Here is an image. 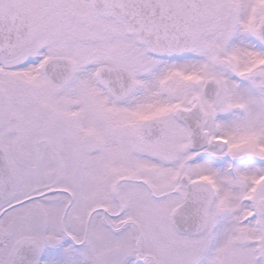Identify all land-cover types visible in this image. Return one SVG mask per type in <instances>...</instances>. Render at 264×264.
I'll return each instance as SVG.
<instances>
[{"label": "snow or ice", "instance_id": "obj_1", "mask_svg": "<svg viewBox=\"0 0 264 264\" xmlns=\"http://www.w3.org/2000/svg\"><path fill=\"white\" fill-rule=\"evenodd\" d=\"M0 264H264V0H0Z\"/></svg>", "mask_w": 264, "mask_h": 264}]
</instances>
